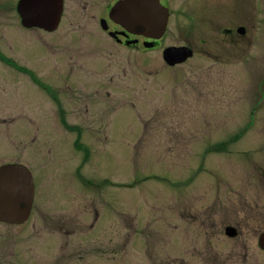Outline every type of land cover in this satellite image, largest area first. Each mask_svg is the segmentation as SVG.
I'll return each instance as SVG.
<instances>
[{
    "label": "rangeland",
    "instance_id": "374dc122",
    "mask_svg": "<svg viewBox=\"0 0 264 264\" xmlns=\"http://www.w3.org/2000/svg\"><path fill=\"white\" fill-rule=\"evenodd\" d=\"M107 1L66 0L60 28L47 32L22 26L19 0H0V109L26 113L12 114L13 126L28 134L35 185L29 221L0 224V264H203L194 249L201 228L220 207L221 225L236 218L230 186L251 200L264 194V182L250 177L249 154L264 159V13L252 23L251 44L212 54L224 35L199 14L205 0H169L163 47L138 52L118 47L93 21ZM180 45L194 57L167 66L163 51ZM80 64L98 69L71 70ZM79 79L90 86H75ZM187 225L195 236L185 251ZM63 226L72 235L58 231ZM259 234L253 264H264Z\"/></svg>",
    "mask_w": 264,
    "mask_h": 264
},
{
    "label": "flooded vegetation",
    "instance_id": "af4514ba",
    "mask_svg": "<svg viewBox=\"0 0 264 264\" xmlns=\"http://www.w3.org/2000/svg\"><path fill=\"white\" fill-rule=\"evenodd\" d=\"M65 1L66 0H64V6ZM76 1L78 5H84L85 7L92 5L89 0ZM159 1L170 11V19L168 22L169 25L172 14L171 9L168 5L169 0ZM262 1L263 0H205V2L200 4L201 6H199V14L202 15V17L207 15V19L210 21V23L213 24L215 28L219 29L220 35H224H221L222 38L218 39V42L221 44V46H217L218 43H215L216 46L210 48L212 54L216 53V49L222 51L223 49L229 48L230 46L238 49V46L240 45V43L238 42L239 40L245 42L246 45L247 43L251 44L252 33L250 29L252 27V23H254L255 20L260 21L261 13H264V1ZM117 4L120 5L119 7L121 11V0H108L105 4L106 11L104 15L98 17L97 19L95 17L92 18L95 23L98 22V26L100 25V31L105 33L120 48L123 47L128 49H136L138 52H151L160 50L164 45V39L166 37L167 32L160 40L148 37V35L143 32H138L136 34L129 32L121 26V18L120 22L117 23L111 17L112 9ZM63 15L61 23L63 21ZM201 27L205 28V23H203ZM203 33L205 32L202 31L199 34H202V36L204 37ZM205 38L206 37H204L203 40L199 42L198 46V54H202L203 56L208 53V46ZM150 45H152V47H148ZM180 46L190 48L193 54L192 58L194 57L195 50L192 47H190L189 45ZM12 66L15 65L12 63ZM78 69L91 73L93 71H96L98 68L95 69L94 67H88L87 65L86 67H84L82 66V64H80L79 66H71V70L73 72ZM20 70L25 73H28V75L30 73L29 76L31 78V81L34 82V84L38 86H45V84H47L45 81H43V79L39 78V75L37 76L33 71L25 68H20ZM89 80L93 81L92 79ZM77 81L79 82L75 86H90V84L88 82L83 81V79H79ZM110 82L112 81L110 80ZM50 86L54 87L55 91L51 90V93V91L49 90V93H51L56 100L60 101L59 95L57 94V85L50 84ZM66 87L68 88V90L72 89L71 84L70 86H68L67 84ZM79 92L81 94L83 93L80 88ZM106 94L107 97L111 96L108 91H106ZM0 102H3V104L5 105L4 101L0 100ZM67 111L68 110H65L64 108L60 107V118L67 126V128H69L70 130L77 131L75 125L69 126L67 120L63 117V115ZM15 112L18 115L20 114L23 115V117H26V113L22 110L15 111L13 109V111H6V109H0V117H4L0 121V167L6 165H21L29 169V161L27 159L28 146L24 144L25 141L29 139V137L28 134H24V129L15 130L14 126H17L18 123L16 122L14 124L16 118L12 116V114H14ZM81 112L83 116H86L88 114V104H86L85 112ZM9 118L13 120L8 121L7 119ZM249 154L252 158V166L250 167V177L255 178L259 176L260 181L263 183L264 159H257V155L252 153L251 151H249ZM4 156L7 158H4ZM237 178L244 180L241 176H237L233 178V180H237ZM259 186L260 184L256 182L255 188L258 189ZM230 187L231 192L235 195V198L230 199L229 208H233L234 210H236V218L231 219L229 223L225 222L221 225L222 208L220 207L215 210L213 215V217L216 218L215 222L212 223L208 228H201V235L203 236V238L200 240L199 244L196 243V245L194 246L195 253L200 256V263L218 264L221 257H226L227 259L238 258L246 264H253L254 230L260 232L257 238V242L259 243L258 249L260 250V253L264 254V248L260 245L261 237L264 234V194L260 198L251 200L247 197H244L241 194L240 190H237L232 186ZM218 199H220V196L218 197ZM221 205L222 203L220 199V206ZM34 209L35 202H33L29 219L32 217ZM97 216L98 214H96V218ZM198 217L199 216H192V219L196 221ZM27 222H24L22 224H7L4 222H0V224L23 226ZM187 227L188 225L184 227V230L182 232L183 241L185 243L184 250L185 247L189 246L190 241L195 236V232L190 231L189 229H187ZM71 229L72 228H69V230H65L64 226L58 227V231H69V235H72ZM188 236H192V238L190 239ZM221 237H223V239H221ZM222 246L225 247L224 250H222Z\"/></svg>",
    "mask_w": 264,
    "mask_h": 264
},
{
    "label": "water",
    "instance_id": "95a60500",
    "mask_svg": "<svg viewBox=\"0 0 264 264\" xmlns=\"http://www.w3.org/2000/svg\"><path fill=\"white\" fill-rule=\"evenodd\" d=\"M114 6L112 19L131 33L143 32L160 39L168 26L169 10L159 0H121ZM17 12L27 29L39 28L55 31L61 21L63 0H19ZM149 47H152L150 45ZM192 56L186 47L169 48L164 60L171 66L185 62ZM35 187L31 172L21 165L0 168V221L22 224L29 219L34 201ZM260 245L264 248V234Z\"/></svg>",
    "mask_w": 264,
    "mask_h": 264
}]
</instances>
